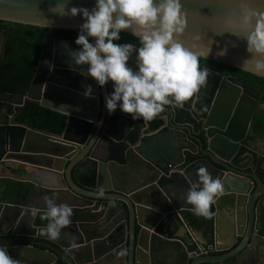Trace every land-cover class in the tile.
Instances as JSON below:
<instances>
[{"label": "water", "instance_id": "1", "mask_svg": "<svg viewBox=\"0 0 264 264\" xmlns=\"http://www.w3.org/2000/svg\"><path fill=\"white\" fill-rule=\"evenodd\" d=\"M59 2L0 0V21L79 30L82 17L54 12ZM246 3L264 12V0ZM181 4L187 17L182 39L198 34L211 49L205 60L244 71L246 43L231 34L228 24L239 15L241 0ZM94 5L95 0L67 3L89 10ZM65 45L79 47L75 41L43 38L26 96L0 89V103L12 106L13 115L33 98L66 116L62 133L53 135L14 123L13 115L0 112V170L7 162L33 170L24 203L0 202V247L20 264H59V258L66 264H264V176L256 174L264 139L252 131L255 110L264 107L260 92L203 67L209 73L207 86L183 107L165 106L167 122L162 112L154 118L161 126L151 131L149 121L133 120L119 108L109 115L105 97L112 83L98 87L79 68L70 70ZM2 53L3 47L0 63ZM129 65L135 68V55ZM89 85L94 98L86 99ZM136 128L139 136L132 143L128 137ZM170 144L178 148L169 150ZM197 154L199 159L186 164V155ZM205 166L222 181L223 192L210 215L198 217L185 196ZM260 169L264 173V163ZM100 187L105 196L97 199ZM52 194L57 204L73 209L59 240L47 238L41 233L46 226L37 225L44 197ZM33 209L41 211L33 215ZM122 249L127 254L118 258ZM216 252L226 253L211 255Z\"/></svg>", "mask_w": 264, "mask_h": 264}, {"label": "clouds", "instance_id": "2", "mask_svg": "<svg viewBox=\"0 0 264 264\" xmlns=\"http://www.w3.org/2000/svg\"><path fill=\"white\" fill-rule=\"evenodd\" d=\"M67 3L68 0H61L54 8L59 10L54 12L79 15L84 21L75 40L79 47L72 50L64 46L71 57L69 69L79 68L98 87L112 83L113 91L105 97L109 115L119 108L133 120L151 121L165 111V106L183 107L207 86L209 73L200 61L208 58L211 49L201 43L198 34L182 39L187 17L181 0H95L90 10L68 7ZM239 7V15L230 18L228 24L231 34L246 43L249 58L240 67L264 76V12L250 7L246 0H241ZM124 31L130 32L139 46L116 43ZM133 55L135 68L129 65ZM81 66H87L86 70ZM83 95L86 99L94 98L90 85ZM196 175L198 179L191 183L185 201L194 215L208 217L210 207L223 192V184L206 166L200 167ZM94 195L97 199L104 198V188L100 187ZM44 200L43 215L49 222L41 233L59 240L62 230L72 222L73 209L66 203L57 204L55 194L45 196ZM39 211L33 209L32 214ZM126 254L127 250L122 249L117 257ZM0 264H20V261L0 247Z\"/></svg>", "mask_w": 264, "mask_h": 264}, {"label": "trees", "instance_id": "3", "mask_svg": "<svg viewBox=\"0 0 264 264\" xmlns=\"http://www.w3.org/2000/svg\"><path fill=\"white\" fill-rule=\"evenodd\" d=\"M0 29L7 33L4 44L3 57L0 65V89L8 94L26 96L31 88L33 76L38 67L42 52V40L44 37L58 38L66 41H75L79 30H52L25 26L0 21ZM120 41L116 43H133L139 46V41L128 34L121 33ZM211 70L219 74L230 75L246 85L258 90L261 94L260 101L264 103V79L248 72L231 68L220 63L201 59ZM5 111L13 115V107L0 103V112ZM13 122L40 132L60 135L66 124V116L41 107L33 98L26 100L13 115ZM160 121L151 120L149 130L153 131L161 126ZM252 131L255 134L264 135V112H259L252 123ZM139 136V128H136L128 139L134 143ZM196 159L188 158L187 162ZM32 169L17 163L7 162L3 164L0 172V202L7 204H20L25 202L26 194L31 187L27 182ZM48 219L44 217L38 220L39 225H47ZM59 264H66L59 259Z\"/></svg>", "mask_w": 264, "mask_h": 264}, {"label": "flooded vegetation", "instance_id": "4", "mask_svg": "<svg viewBox=\"0 0 264 264\" xmlns=\"http://www.w3.org/2000/svg\"><path fill=\"white\" fill-rule=\"evenodd\" d=\"M6 37H7V33L3 30V29H0V54H1V49H2V47H3V51H4V44H5V40H6ZM50 39H53V40H61V39H58V38H50ZM2 57H3V53H2ZM2 57H1V61H2ZM0 65H1V63H0ZM201 66L202 67H205V68H208L207 67V65L204 63V62H201ZM81 67H83V68H87V66H81ZM209 69V68H208ZM209 70H211V69H209ZM211 71H213V72H215V73H217V74H219L218 72H216L215 70H211ZM221 75V74H220ZM223 76V75H222ZM226 76H230V75H226ZM34 77V76H33ZM233 78V77H232ZM236 79V78H235ZM36 88H34L33 89V91H32V94L33 95H36ZM167 109V107H165V110ZM2 112V111H1ZM5 112V111H4ZM259 112H264V107H261V106H259V107H257L256 108V110H255V113H254V118H255V116L259 113ZM168 112L166 111V112H164V114H162L161 115V117H164V119L166 120V122H167V119H168ZM154 120V119H153ZM254 120V119H253ZM154 121H157V120H154ZM158 121H160V120H158ZM150 122V121H149ZM161 123H162V121H160ZM259 140H261V139H264V135H259V134H255V133H253ZM198 136V138H201V134H200V132H199V134L197 135ZM190 157H196V159H194V160H192V161H190V162H187V160H188V158H190ZM200 158V155L199 154H197L196 156H191V155H186V164H189V163H191V162H193V161H195V160H197V159H199ZM264 163V158H260L259 159V162H258V165H257V169H256V174L257 175H259V176H261V177H263L264 176V173L262 172V170L260 169V165H262ZM30 217H33V215L32 214H30L29 215ZM42 217H44V215L43 216H41L40 218H42ZM39 218V219H40ZM72 218V217H71ZM37 225L38 226H41V225H39L38 223H37ZM43 226H47V225H43ZM226 252H223V253H213V254H211V255H213V256H217V255H223V254H225ZM59 259H61V258H59ZM59 261V260H58Z\"/></svg>", "mask_w": 264, "mask_h": 264}, {"label": "crops", "instance_id": "5", "mask_svg": "<svg viewBox=\"0 0 264 264\" xmlns=\"http://www.w3.org/2000/svg\"><path fill=\"white\" fill-rule=\"evenodd\" d=\"M169 147L171 148V149L168 148L169 150H172V149H176V148H178L177 145H171V144L169 145ZM172 151H173V150H172ZM0 172H2V170H0ZM115 179L117 180L118 177L115 176Z\"/></svg>", "mask_w": 264, "mask_h": 264}]
</instances>
